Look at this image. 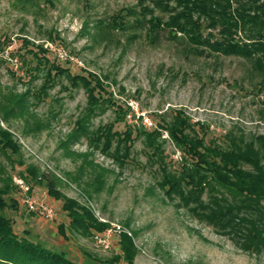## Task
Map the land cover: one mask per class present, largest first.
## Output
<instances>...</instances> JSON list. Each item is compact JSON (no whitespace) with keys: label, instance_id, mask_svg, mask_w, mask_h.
<instances>
[{"label":"rangeland","instance_id":"rangeland-1","mask_svg":"<svg viewBox=\"0 0 264 264\" xmlns=\"http://www.w3.org/2000/svg\"><path fill=\"white\" fill-rule=\"evenodd\" d=\"M142 8L164 20L170 15L156 8L154 0H36L30 4L0 0V97L29 91L30 104V115L3 123L22 145L25 164L20 165L17 156L0 152V170L16 183L27 165L34 164L45 178H60L57 186L66 196L89 206L100 221L110 224L92 236L72 232L62 202L50 196L47 187L34 185L33 199L49 204L55 215L48 218L30 212L17 193L18 209L6 210L14 230L20 237L64 252L77 264H103L98 260L121 254L122 232L135 235V264H264V252L243 251L165 195L159 188L158 168L149 161L143 138H136V133L124 162L116 158V143L105 153L86 137L64 151L61 142L75 129L87 104L83 88H72L65 78H59L43 100L35 96L45 79L46 57L72 74L91 72L107 77L114 100L132 109L127 126L139 128L142 123L135 119L142 116L148 129L145 118L156 128L182 110L200 135H206L207 143L225 146L230 137L253 140L264 136V74L253 62L207 48L203 55L194 53L181 33L173 38L168 30H160L154 37L140 14ZM120 15L126 22L123 30L112 26ZM210 32L203 30L205 36ZM213 33L218 36L217 31ZM39 45L48 53L39 51ZM33 53L42 57V64ZM115 118L114 109L105 108L92 119L91 129ZM37 123L43 128L31 131ZM127 126L117 123L116 130ZM163 138L170 169H181L182 153L166 132ZM98 174L104 183L95 192Z\"/></svg>","mask_w":264,"mask_h":264},{"label":"trees","instance_id":"trees-1","mask_svg":"<svg viewBox=\"0 0 264 264\" xmlns=\"http://www.w3.org/2000/svg\"><path fill=\"white\" fill-rule=\"evenodd\" d=\"M154 4L170 15L164 20L155 17L149 8H142L140 14L144 16L150 35L156 37L160 30H168L173 38H178V33H181L194 53L203 55L207 48L210 52L245 58L264 74V0H154ZM148 14L153 16L147 19ZM123 21L120 15L114 18L112 26L123 30L126 28ZM136 21L143 23L139 19ZM205 28L211 30L207 36L203 34ZM214 31L218 32V36L214 35ZM239 33L243 37H239ZM37 47L39 51L48 53L43 45ZM33 56L42 64V57L37 53ZM43 60L48 68L43 84L35 93L39 101L48 96L59 78H65L72 88H83L87 94L86 107L77 119L75 129L61 142L64 151L69 152L70 144L86 137L91 145L98 149L101 147L105 153L116 143V158L124 162L132 151L136 133V138H143L148 159L160 173L159 188L169 199L178 200L197 220L231 238L243 251L264 252V136L253 140L230 137L225 146L212 141L207 143L206 135H200L196 124L182 110L176 111L171 121L156 128L148 129L142 116L135 119L142 123L139 128L135 124L127 126L132 109L114 100L112 92L108 91L111 84L107 82V77L91 72L87 75L72 74L68 68L51 63L46 57ZM28 96L29 91L0 97V152L21 158L20 165L25 164L22 145L3 123H8L12 117L30 115ZM105 108L114 109L115 121L92 130V119ZM133 117L136 118V115L133 114ZM117 123H125L127 127L116 130ZM42 128V124L37 123L29 129L36 131ZM165 132L182 153L184 163L179 170L170 169L166 161ZM67 176L77 181L72 174ZM19 178L31 187L30 192L34 185H43L50 196L62 202L72 232L92 236L94 232L102 233L109 228L110 224L100 221L89 206L61 192L57 186L60 178L55 175L51 179L45 178L40 168L30 164ZM0 181V264H77L64 252L43 246L28 236L20 237L15 232L13 219L6 210L18 209L20 200L16 194L21 190L4 170H0ZM103 183L104 177L98 174L94 179V191L100 192ZM60 231L65 233L63 225ZM134 236L122 232L121 254L98 261L103 264H135L138 249Z\"/></svg>","mask_w":264,"mask_h":264},{"label":"built area","instance_id":"built-area-1","mask_svg":"<svg viewBox=\"0 0 264 264\" xmlns=\"http://www.w3.org/2000/svg\"><path fill=\"white\" fill-rule=\"evenodd\" d=\"M61 56V55H60ZM62 57V56H61ZM146 122V125L151 128L153 126V122L151 121L150 118H145L144 119ZM17 185L20 187V198L21 202L26 205L29 211L35 212V213H40L45 217L48 218H53L55 215L54 208L51 207L49 204H46L44 202H39L31 196L30 192L31 187L26 184L22 179H16Z\"/></svg>","mask_w":264,"mask_h":264}]
</instances>
